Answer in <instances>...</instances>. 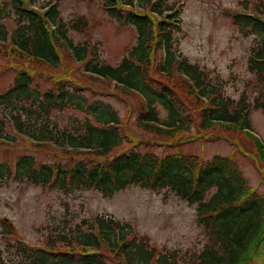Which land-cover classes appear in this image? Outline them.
<instances>
[{
    "label": "trees",
    "instance_id": "trees-1",
    "mask_svg": "<svg viewBox=\"0 0 264 264\" xmlns=\"http://www.w3.org/2000/svg\"><path fill=\"white\" fill-rule=\"evenodd\" d=\"M102 1L110 18L136 31V43L115 65L99 61L95 44L72 41L55 4L40 12L22 0H8L16 26L8 32L0 22V44H6L11 56L48 67L53 85L42 88L34 80V71L16 67L12 82L0 92V144L14 142L19 134L36 146H55L74 161L37 164L33 156L20 155L13 167L0 161V182L12 179L63 191L94 189L105 197L131 184L169 189L188 204H196V220L207 234L203 248L187 264H239L250 246L251 254L262 252L264 192L248 185L231 155L216 153L203 161L182 151L113 154L131 136L129 119H121L108 102H87L81 92L86 86L76 83L75 77L112 86L134 98L138 108L133 126L165 142L201 139L217 128L246 136L262 164L264 184V142L251 133L250 123L252 108L264 113V0H253L251 11L230 14L233 24L256 36L247 58V69L257 82L253 101L244 93L236 100L224 95L206 72L178 50L174 35L181 28V18L174 3L136 0L134 8V0ZM3 8L0 3V13L8 16ZM77 20L71 26L86 25ZM71 62L81 74L66 67L64 72ZM61 66L62 72H57ZM66 108L85 117L61 129L50 115ZM192 126L197 131L191 132ZM0 224L12 234L7 219ZM17 241L11 246L28 264H178L174 252L151 244L147 236L111 215L81 219L70 233L49 235L36 246ZM0 264H5L1 255Z\"/></svg>",
    "mask_w": 264,
    "mask_h": 264
},
{
    "label": "rangeland",
    "instance_id": "rangeland-1",
    "mask_svg": "<svg viewBox=\"0 0 264 264\" xmlns=\"http://www.w3.org/2000/svg\"><path fill=\"white\" fill-rule=\"evenodd\" d=\"M162 1L180 8L181 28L174 38L176 47L187 60L206 72L224 95L236 100L244 93L249 101H253L257 95V82L247 69V58L256 36L244 32L230 18L233 12L251 11L253 0ZM49 2H56L63 22L68 25L67 35L74 43L85 41L96 45L100 62L119 63L136 43L134 27L110 18L103 9L102 0H32V4L40 8ZM0 3L9 13L5 16L1 12L0 22L11 32L16 26L15 17L11 14L8 0H0ZM245 6L249 8L245 9ZM79 18L86 25L79 22L77 27L71 26ZM5 45L0 44V92L12 82L18 66L34 71V80L42 88L53 85L52 72L48 67L23 56H11ZM65 67L81 74L73 62L64 66V72ZM56 71L62 72V66ZM75 80L86 86L81 92L87 102L92 99L108 102L121 119H129L131 136L111 153L138 150L163 155L182 151L195 154L203 161L216 153L231 155L239 164L248 185L259 193L264 192L262 164L254 152L253 143L246 136L217 128L201 139L191 137L179 140L181 142H165L133 126L132 120L138 108L134 98L125 97L114 87H106L86 77H75ZM84 117L83 112L73 108L55 110L50 115L51 121L61 129L71 128L76 119ZM250 123L253 133L264 142V113L260 109L250 110ZM194 131L197 129L192 126L191 132ZM15 136L14 142L0 144V161H7L12 167L24 154L33 156L37 164L74 161L55 146H36L22 135ZM98 214L111 215L129 223L139 234L147 236L151 244L174 252L178 264L191 263L194 253L200 252L207 241L205 229L196 220V204H188L169 189L151 190L131 184L105 197L94 189L63 191L10 179L0 182V220L7 219L13 231L12 234L5 233L0 224V255L5 264H28L11 244L19 240L30 246L39 245L49 235L70 233L81 219H90ZM239 264H264V250L253 255L250 246L247 255L240 257Z\"/></svg>",
    "mask_w": 264,
    "mask_h": 264
}]
</instances>
